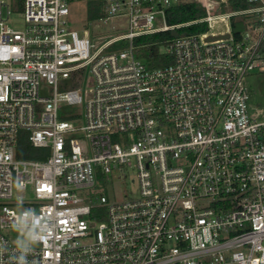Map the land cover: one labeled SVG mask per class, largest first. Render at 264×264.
Returning a JSON list of instances; mask_svg holds the SVG:
<instances>
[{
    "label": "built area",
    "instance_id": "obj_1",
    "mask_svg": "<svg viewBox=\"0 0 264 264\" xmlns=\"http://www.w3.org/2000/svg\"><path fill=\"white\" fill-rule=\"evenodd\" d=\"M70 1L0 0V264H18L5 232L21 220L46 231L30 264H264V120L245 84L264 73V0H194L205 15L174 26L183 0H87L113 34L100 44L68 27ZM197 24L164 42L169 65L138 57L136 38ZM23 131L45 160L16 158ZM124 167L138 195L111 202L102 185Z\"/></svg>",
    "mask_w": 264,
    "mask_h": 264
},
{
    "label": "rangeland",
    "instance_id": "obj_2",
    "mask_svg": "<svg viewBox=\"0 0 264 264\" xmlns=\"http://www.w3.org/2000/svg\"><path fill=\"white\" fill-rule=\"evenodd\" d=\"M185 2H191L194 0H183ZM86 2L87 0H71L69 2L70 16L67 19L68 27L70 29L77 30L81 34H86L94 44H100V42L110 38L113 34L109 31L110 27L104 28L98 27L97 22L86 21ZM198 4V3H197ZM161 23L159 22L158 25ZM9 27L14 30H22L25 27L22 9L20 5L15 2L12 8V14L8 21ZM126 46V43L118 44L113 49L119 50ZM245 84L249 92L248 100V113L254 117L257 121L264 120V73L252 72L246 75ZM72 89H82V95L84 91L88 92L89 87L85 85V82L59 79L58 81V93L66 92ZM40 95L42 97H50L52 90L50 87L43 85L40 89ZM75 110H68V112H76L81 115V119L76 122L78 126L84 125V110L83 106L74 107ZM112 180L102 185V190L106 193L108 199L111 202L121 201L124 199L136 198L138 195V188L136 183V171L133 168H121L118 171H114L110 176ZM119 178V179H118ZM31 196V191L28 189L23 198L28 200ZM7 237L12 243L15 244L17 237L19 236L16 230H10L5 232Z\"/></svg>",
    "mask_w": 264,
    "mask_h": 264
},
{
    "label": "trees",
    "instance_id": "obj_3",
    "mask_svg": "<svg viewBox=\"0 0 264 264\" xmlns=\"http://www.w3.org/2000/svg\"><path fill=\"white\" fill-rule=\"evenodd\" d=\"M234 8H243L244 4L237 1L232 2ZM86 21L95 22L103 16L101 4L98 2H86ZM205 15L200 9L197 2H185L166 9V22L169 26L188 23L202 18ZM235 35L240 33L242 27L233 25ZM206 25L197 24L186 28H179L172 31L153 34L136 38L133 45L136 48V53L149 69H156L169 65L172 60L169 56L162 52L163 44L166 40H170L182 35L200 34L206 31ZM28 133L20 132L16 147L15 156L22 160H45L47 151L34 149L30 146L27 140Z\"/></svg>",
    "mask_w": 264,
    "mask_h": 264
},
{
    "label": "clouds",
    "instance_id": "obj_4",
    "mask_svg": "<svg viewBox=\"0 0 264 264\" xmlns=\"http://www.w3.org/2000/svg\"><path fill=\"white\" fill-rule=\"evenodd\" d=\"M33 214H35L34 210ZM13 224L15 230L20 234L15 241L19 253L17 257L18 264H30L28 255L33 251L34 246L40 243L46 231L32 228L26 220H21L18 226L15 225V222ZM2 247L3 245L0 244V248Z\"/></svg>",
    "mask_w": 264,
    "mask_h": 264
},
{
    "label": "water",
    "instance_id": "obj_5",
    "mask_svg": "<svg viewBox=\"0 0 264 264\" xmlns=\"http://www.w3.org/2000/svg\"><path fill=\"white\" fill-rule=\"evenodd\" d=\"M200 9L202 10V7H200Z\"/></svg>",
    "mask_w": 264,
    "mask_h": 264
}]
</instances>
